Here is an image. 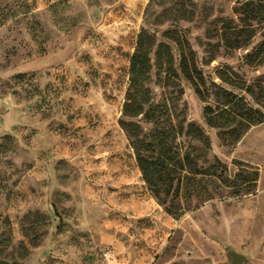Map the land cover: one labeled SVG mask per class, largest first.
Listing matches in <instances>:
<instances>
[{
  "label": "rangeland",
  "instance_id": "rangeland-1",
  "mask_svg": "<svg viewBox=\"0 0 264 264\" xmlns=\"http://www.w3.org/2000/svg\"><path fill=\"white\" fill-rule=\"evenodd\" d=\"M236 3L0 0V264H229L231 249L264 264V120L234 140L203 118L206 104L227 123L264 114V58L246 56L264 26L249 41L231 33ZM136 46L149 68L135 93L147 102L123 119L161 139L158 150L142 143L147 155L186 153L187 178L162 204L139 171L144 210L111 217L85 188L109 143L135 158L119 119ZM191 122L206 139L186 134Z\"/></svg>",
  "mask_w": 264,
  "mask_h": 264
},
{
  "label": "trees",
  "instance_id": "trees-1",
  "mask_svg": "<svg viewBox=\"0 0 264 264\" xmlns=\"http://www.w3.org/2000/svg\"><path fill=\"white\" fill-rule=\"evenodd\" d=\"M233 12L236 14L237 23L235 25H228L231 33L233 32H246L247 40L254 35L255 28H262L264 26V0H237L236 6L233 7ZM247 41V42H248ZM247 42L236 41L235 47L247 44ZM246 56H255L264 58V37L255 44L251 51L247 53ZM149 61L146 56V52L140 51V47L136 46L133 54L130 57L129 69H128V86L125 93V99L122 106L121 115L119 119V124L122 128L125 129L127 135L133 139V151L135 156L136 165L141 172L142 179L145 181L150 190L154 192L160 202L164 203V198L161 197L160 193L163 192L164 195L170 194L172 192L176 196L183 185L184 180L187 178L185 162L187 160V154H180L177 151V155L166 158L160 154L156 157H151L147 155V148L144 147V144H149L151 148L157 147V150L162 145L161 139L156 136L155 133H151L152 138L143 140L139 138V134L133 129L128 127V123L123 119V117H134L137 114L143 112V106L147 101H140L137 99L136 88L140 85L141 75L148 71ZM180 71L183 76L190 80L194 86V91L198 96L206 100L207 94L204 95L202 89L199 87L197 78L202 79L200 71L196 68L195 65L189 66L185 61L182 60L180 63ZM228 103L230 98L235 96L232 93H228ZM226 105V104H224ZM225 108L222 109V111ZM258 110V109H256ZM258 115L255 118L246 119V123L236 122V123H227L221 120V117L218 112L215 111L209 104L204 105L203 107V118L208 127H214L219 129L222 133L226 134L228 137H233L236 140L242 131H245L250 125L260 123L264 120V114L261 110H258ZM187 131L193 138L197 139H206L207 135L204 129L194 122L188 123ZM237 132V133H236ZM155 138L157 140L155 141ZM152 150V149H151ZM152 150V151H153ZM171 158V159H170ZM213 164L208 165L205 169V176H212L214 173ZM257 172L254 171L252 182L256 181ZM185 184V183H184ZM162 187L160 189L159 187ZM209 198V197H207ZM167 212H173L171 209L165 207ZM178 215V214H177Z\"/></svg>",
  "mask_w": 264,
  "mask_h": 264
},
{
  "label": "crops",
  "instance_id": "crops-1",
  "mask_svg": "<svg viewBox=\"0 0 264 264\" xmlns=\"http://www.w3.org/2000/svg\"><path fill=\"white\" fill-rule=\"evenodd\" d=\"M106 149L104 169H100L102 170L101 174L96 173L92 176H98V182L90 183L85 188L86 191H89L86 193L87 199H90L89 202L103 199L106 202L104 208L108 210L111 217L114 215L117 217L119 210L130 209V206L133 211L129 213L138 215L140 211L144 210L141 206V195L145 193L140 191V173L135 158L126 151L123 153L122 150H119V145L115 146L109 143ZM104 179L106 183H103ZM105 209L103 210L106 211Z\"/></svg>",
  "mask_w": 264,
  "mask_h": 264
},
{
  "label": "water",
  "instance_id": "water-1",
  "mask_svg": "<svg viewBox=\"0 0 264 264\" xmlns=\"http://www.w3.org/2000/svg\"><path fill=\"white\" fill-rule=\"evenodd\" d=\"M229 255H230L229 264H243V262L246 260L245 254L233 249L229 251Z\"/></svg>",
  "mask_w": 264,
  "mask_h": 264
}]
</instances>
